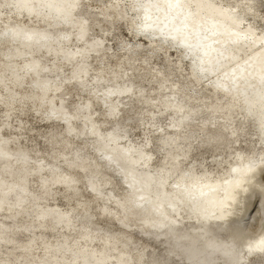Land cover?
<instances>
[{
  "label": "clouds",
  "instance_id": "1",
  "mask_svg": "<svg viewBox=\"0 0 264 264\" xmlns=\"http://www.w3.org/2000/svg\"><path fill=\"white\" fill-rule=\"evenodd\" d=\"M0 264H264V0H0Z\"/></svg>",
  "mask_w": 264,
  "mask_h": 264
}]
</instances>
